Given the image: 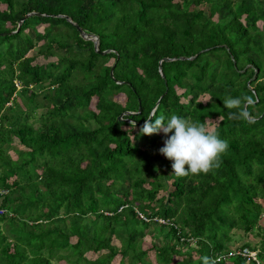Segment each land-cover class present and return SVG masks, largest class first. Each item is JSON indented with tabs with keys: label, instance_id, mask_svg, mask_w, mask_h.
<instances>
[{
	"label": "trees",
	"instance_id": "trees-1",
	"mask_svg": "<svg viewBox=\"0 0 264 264\" xmlns=\"http://www.w3.org/2000/svg\"><path fill=\"white\" fill-rule=\"evenodd\" d=\"M227 95L254 98L248 121ZM156 101L219 131V169L172 174L163 133L139 132ZM1 188L0 264H255L226 256L242 246L264 264V238L229 234L264 214V0H0Z\"/></svg>",
	"mask_w": 264,
	"mask_h": 264
},
{
	"label": "clouds",
	"instance_id": "clouds-1",
	"mask_svg": "<svg viewBox=\"0 0 264 264\" xmlns=\"http://www.w3.org/2000/svg\"><path fill=\"white\" fill-rule=\"evenodd\" d=\"M222 102L229 110L228 118L236 121H248V108L255 104L251 95H227ZM135 127L136 123L133 121L132 128ZM139 132L149 136L163 133L166 139L159 153L172 161V174L177 178L214 172L219 169L223 155L229 150V142L220 138L219 131H210L208 121H193L177 114H172L167 119L163 115H150L140 126ZM5 213L11 215L8 211Z\"/></svg>",
	"mask_w": 264,
	"mask_h": 264
},
{
	"label": "rangeland",
	"instance_id": "rangeland-1",
	"mask_svg": "<svg viewBox=\"0 0 264 264\" xmlns=\"http://www.w3.org/2000/svg\"><path fill=\"white\" fill-rule=\"evenodd\" d=\"M258 24H260V22H258ZM91 38H92V37H91ZM27 54L30 55L31 53L28 52ZM36 59H37L38 61H44V60L42 59V57H40V56H37ZM177 92L179 93V92H180V89H177ZM114 98H115L117 101H119V102H123V100H124V97H123L122 94H118V95H116ZM200 99H201L202 101H204V100L206 99V96L203 95V96L200 97ZM17 101H18V100H17ZM93 101H94V99H92L91 102H90V108H93ZM211 127H212V125H209V129H211ZM13 144H14L15 146H17V148L25 149L24 147L20 146V145L17 143V141H16L15 139H14ZM7 153H9V154L11 155L12 158H15V154L12 152L11 149L7 150ZM162 193H163L162 191H159L158 194H157V196L161 195ZM259 201H260L262 204L264 203L263 200H259ZM258 223H259V226H260V227H255V228L253 229V231H251V232H249V233H246L245 235H243L242 238L240 237L239 234H235V233L240 232V231H237V230H235L234 228H232V229L229 231V234H231V237H232V238H231L232 242H231L230 246L233 247V246H236V245L240 244L242 241H248V242L251 243V244H252V243H255V250H256V252H257L258 248L260 247V245H259V244H260L259 239L261 240L262 238H264V214H261V217H260ZM233 233H234V234H233ZM112 243H114V244H116V245H119L117 239H116V240L113 239V240H112ZM140 245H141V248H142V249H146L147 256H148L149 258L153 256V252H152V250H151V237H150V235H149L148 233H146V234L143 236ZM256 256H257V255H256ZM92 257H94V255H93ZM118 259H119V255H115L114 258H113L112 261H111V264H117V263H118ZM177 259H178V257H177ZM123 260L125 261V258H123ZM54 264H60V263H54ZM225 264H228V263H225Z\"/></svg>",
	"mask_w": 264,
	"mask_h": 264
},
{
	"label": "water",
	"instance_id": "water-1",
	"mask_svg": "<svg viewBox=\"0 0 264 264\" xmlns=\"http://www.w3.org/2000/svg\"><path fill=\"white\" fill-rule=\"evenodd\" d=\"M30 15H37V16H39V15H41V14L38 13V12H33V11L28 12V13H25V14H24V15L18 20V22H17V27L19 26V24L21 23L22 20H24L25 18H27V17L30 16ZM65 19H67V17H65ZM72 24H73L74 27L77 29L79 35H80L83 39H92L93 49H94V51H98V49H97V37H96L95 35L91 36L92 38L89 37L88 34L84 33V32L81 30V28L78 27L75 23H72ZM17 27H16V28H17ZM11 32H12V31H11ZM107 51H108V50H103V51H100V53L103 54V53H105V52H107ZM194 56H195V55H193V56H191V57H188V58H192V57H194ZM179 58H182V57H179ZM171 59H173V58L163 57V58H161V59L158 61V68H157V69H158V72H159V74H160L161 77H163V75H162L161 70H160V62H161V61H168V60H171ZM112 66H113V65H111L110 68H109V76H111V73H112ZM256 71H257V69H254V71H253V75L247 80L246 85H248L249 81H250L251 79L254 78ZM117 82H118V81H117ZM157 101H158V100H157ZM157 101L154 103V106L152 107V109H151V111H150L148 117H149L150 115H152L153 109H154L155 105L157 104ZM137 112H139V107H138L137 111H135V112L122 111V112H120L119 115L117 116V120H121V119H122V120H124V121H130V119H124V118H121V116H122V115L136 114Z\"/></svg>",
	"mask_w": 264,
	"mask_h": 264
},
{
	"label": "built area",
	"instance_id": "built-area-1",
	"mask_svg": "<svg viewBox=\"0 0 264 264\" xmlns=\"http://www.w3.org/2000/svg\"><path fill=\"white\" fill-rule=\"evenodd\" d=\"M6 193V189H0V198ZM6 209L4 207L0 206V215L4 214ZM137 215L145 220L144 215H142L141 212H137ZM154 220L158 221L159 223H164L165 220L159 217H153ZM237 255L244 259L246 263L248 262H254L255 264H261L260 261L256 258L255 251L253 249H250L246 246H242L239 248L234 249L233 251H229L226 256H233Z\"/></svg>",
	"mask_w": 264,
	"mask_h": 264
}]
</instances>
